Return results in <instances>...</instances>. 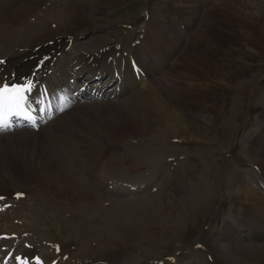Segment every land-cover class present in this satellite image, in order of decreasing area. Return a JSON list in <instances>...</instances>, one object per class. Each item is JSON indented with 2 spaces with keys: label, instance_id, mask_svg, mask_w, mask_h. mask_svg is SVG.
Returning <instances> with one entry per match:
<instances>
[{
  "label": "rangeland",
  "instance_id": "1",
  "mask_svg": "<svg viewBox=\"0 0 264 264\" xmlns=\"http://www.w3.org/2000/svg\"><path fill=\"white\" fill-rule=\"evenodd\" d=\"M95 1L90 0L89 2ZM182 1H172L171 8L174 6L173 10L181 9L177 4ZM148 2L152 3L153 8L158 7L165 11L166 24L174 25L173 29L177 34L174 32L172 36L176 35L178 39L179 32L183 28L179 31L177 23L179 22L183 27L185 23L172 18L166 6L160 4V0L158 3H155L157 0H120L119 2L115 0L114 6L109 7L110 9L104 12L103 17L96 20L99 25L103 24L104 28H99L92 35L74 37L72 47L74 52L69 49L70 54L66 56L71 55L72 57L69 56V58L72 60L76 51L78 54L85 52L88 48L91 54L97 52L99 47L106 45L117 49L127 40L140 37L147 30L148 23L143 14ZM195 2L202 14L201 16L191 14L187 16L183 30L187 28L189 38L187 37L186 40L187 35L182 34L180 51L173 57L174 62L169 61L168 69L170 73L172 70H175L177 74L180 73L174 68L179 63V58L187 54L196 59L207 58L209 67L215 70L214 63L211 61L216 60L217 55L222 56L223 51H226L224 53L226 60L237 62L240 70L248 69L247 73H242L237 78L239 79L238 86L242 88L237 92L229 89V84L216 80L205 78V81H201L200 78H196L192 82L195 89L200 90L198 93L206 97L208 104L219 102L220 105H227L226 117H222V120L217 123V113L208 110L211 116L213 115L214 119H209L213 124L194 119L187 113L188 109L194 113L196 108L201 107L191 105L194 101L188 98L184 106L186 110L184 118L175 120L169 117L168 119L169 125H175L176 133H178V137L173 138V135L158 127L149 132L145 131V133L147 125L140 124L139 118L130 116L129 110L123 111L122 115H117V117L114 115L112 119L103 117L104 120H95L91 115L90 118L93 120L90 123L87 122L88 112L91 114L97 108L94 106L111 102L110 105L106 104V107L111 106L113 109L124 99L118 101L120 99L118 98L117 102H115L116 99L114 101L103 100V102L78 101L73 111H78L82 115L76 113L74 120L64 123L65 126L77 128L89 124L90 127L85 126L87 129L99 131L102 128H97V126L104 124L103 128L109 134H106L107 137L103 139V148L108 150L114 147L118 140L116 138H120L116 135H121L122 159H120L122 164L119 167H110L111 171L107 167L105 175L97 174L95 167H90L91 173L89 174L95 180L93 179V183L90 180L89 185L92 189L95 188L94 192L102 191L104 194H101L106 195L104 203L96 202L91 208L84 205V209L67 211V208L65 210L54 208L55 204L52 202L45 203L49 206H44L37 196L39 188L37 183L33 185L26 183L20 187L19 181L8 182L7 185L11 187L9 190L24 188L23 191L26 194L17 196L15 199L8 198L9 201L5 199L6 202L0 204V214H4L8 210L9 203L14 200L16 203L10 205H16L19 209L21 208L20 210L24 205L26 206H23L24 208L33 213V220L29 218L27 224L24 223L25 228L22 227L20 230L24 233V237L14 236L13 238L22 241L18 240L21 247L24 245V248H30L27 250H34L37 254L42 251L49 253L57 252V250L71 252L68 256L61 254L62 261L58 260L56 264L61 262L63 264H225L224 260H219L221 255L211 244H220L219 236H223L221 233L226 231V228L250 221V218L245 215L246 211L251 209L250 203L234 193V185L239 183L238 176L243 180L242 174L251 173L249 180L256 185L260 181L258 179H261V169L250 155L252 151L250 141H252L251 136L255 139L259 138L262 131L260 128H264V64L261 67L241 64L237 54L240 52L239 39L241 37L254 40L252 37L256 33V30L253 31L255 26L240 22L241 20L254 22L249 18L252 11L256 14L255 22L260 23L256 27H260L258 33L259 38H262L258 40L259 44L256 47L264 56V0H195ZM242 11H245V14H241ZM52 12L54 13L53 10ZM209 12L214 13L212 15V20H215L214 24L206 22L202 17ZM235 13L237 14L236 24L240 28L236 31L233 29ZM231 28L235 31L233 37H236V40L228 44L230 33H232ZM227 52L230 54L229 57H227ZM183 61V59L180 60V62ZM85 75L82 76L80 82ZM68 78L70 79V76ZM139 83H141L140 92L145 94L146 91H142L143 87L146 88L145 83ZM153 85L156 88L159 86L155 81ZM147 87L150 90L151 85ZM134 90L137 91V89L132 91ZM242 91L245 92L244 95ZM226 92H234L235 97L232 99L233 94H225ZM132 94L137 96L136 93ZM161 95L171 107L178 102L175 97H169L164 92ZM143 96L140 98L142 100L137 109L154 110L146 105V97L144 96L145 99H143ZM225 100L228 101L225 102ZM99 109L101 110L97 108ZM154 111L153 117L148 120L152 124H156L153 119L154 117L156 119L157 112L154 113ZM57 122L60 124L62 121L59 118ZM57 124L55 123L52 128L57 130V126L59 127ZM44 129L45 127L42 126L36 133L41 135ZM16 132L17 130L10 132V135L14 136ZM61 132L63 133L62 130ZM149 136L151 140L147 138ZM137 138L145 139L138 141ZM133 139L135 141H131ZM180 155L183 156L180 157ZM112 160L116 159L108 161L111 163ZM31 187L36 190L31 189L30 191ZM102 204L105 205L102 206ZM172 205L174 208H171ZM262 226L260 218H252L249 226L250 230L254 231L252 240L244 241L242 237L234 240V243L239 244L231 243L246 246L252 250L250 256L255 258V261L251 264H264V252L261 250V245L263 246L264 243L259 237ZM0 240L3 242V244L0 243V251L6 252L0 253L1 256L19 255L23 249L18 246L17 241L6 240V237ZM5 241L6 245H4ZM9 242L11 245H8ZM207 246L215 251L213 255L209 254ZM15 248L17 252L13 250ZM63 255L70 258H65ZM230 257L233 258L232 255ZM232 258L231 260L234 261ZM241 262L236 264H246L244 259Z\"/></svg>",
  "mask_w": 264,
  "mask_h": 264
},
{
  "label": "bare ground",
  "instance_id": "2",
  "mask_svg": "<svg viewBox=\"0 0 264 264\" xmlns=\"http://www.w3.org/2000/svg\"><path fill=\"white\" fill-rule=\"evenodd\" d=\"M75 1L0 0V62H2L0 63V86L13 82L31 84L33 90L25 93L28 97L26 104L36 113L38 126L45 127L41 135L36 133L39 130L18 129L19 127H16L17 132L14 136L10 135V132L0 135V204L5 203V199H15L17 196L20 197L26 194L23 191L24 188L15 191L9 190L11 187L7 183L10 181H19L20 187L26 183L28 185L29 183L30 185L37 183L39 186L37 196L41 199L43 205L49 206L45 203L52 202L59 206L57 208L54 205L53 207L56 209L65 210L67 208V211H72L80 208L84 209V205L91 208L96 202H99V204L105 202L106 195L104 196L102 191H99L100 193L94 192L95 188L92 189V186L89 185L90 180L92 183L94 182V177L89 174L91 173L90 167L94 166L96 173L101 175H105L107 167L109 170L110 167H119L122 164V137L119 134L116 135L120 138H116L118 139L116 144L111 150H108L103 148V139L107 137L106 134H109L103 128L104 124L97 126V128H102L99 131L95 128V131L87 129L85 126L90 127L89 124L77 128L74 126L66 127L64 123L72 122L76 113L82 115L78 111H73L76 109H74L75 104L80 100L103 102V100L114 101L116 99L115 102H117L118 98H120L118 101L124 99L121 102L122 104L115 105L116 108H113L115 110L111 109V106L106 107V104L110 105L111 102L94 106L101 108V110L96 108L91 114L88 112L86 120L89 123L93 120L90 118L91 115L94 116L95 120H104L103 117H111L112 119L114 115L117 117V115H122L123 111L127 112L129 110L128 114L130 116L132 115L136 119L139 118L140 124L147 125L144 132H149V130L158 127L173 135L174 138L178 137L176 126L169 125L168 119L169 117L175 120L184 118V113L186 115L184 106H186L185 103L188 98L190 101H194L191 105L201 107L196 108L194 113L188 109L187 113L194 119L208 121L213 124L209 120L214 119L213 115L211 116L208 110L217 113V123L228 114L226 113L227 105H220L219 102L208 104L206 97L202 93H198L200 90H196L192 84L196 78H200L201 81H205L204 79L207 78L208 80L229 84V89L235 90L234 92L242 89L238 86L239 79L237 78L240 74L247 73L248 69L240 70L237 62L230 59L226 60L224 58L226 51L221 53L222 56L217 55L216 60L211 61L214 63L215 70L209 67V62L206 61L207 58L196 59L184 54L179 58V63L174 68L180 73L177 74L175 70L170 73L168 64L180 51L182 34L187 35L186 40L189 38L187 28L183 30L186 26L187 16L189 14L201 16L202 14L199 12L195 0L191 2L183 0L184 2L177 4L181 8L177 10L172 9L175 8L174 6L171 8V3L174 0H160V4L166 6V10L172 18L185 23L184 27L179 22L177 23L180 26L177 25L179 31L183 28V31L179 32L178 39L176 35L172 36L174 32L177 34L173 29L174 25L166 24L165 11L160 10L158 7L153 8L152 3L148 2L146 11L143 14L144 18L147 19V30L140 37L127 40L117 49L107 45L97 46L99 47L97 52L91 54V50L88 48L85 52L78 54L75 50L77 55L73 53L75 57L70 60L69 56L71 55H66L70 54V50H74L72 48L74 37L92 35L99 28H104L103 24L99 25L96 20L103 17L104 12L110 9L109 7L114 6L113 3L115 2V0H96L91 3L90 0ZM158 2L159 0L155 3ZM241 14H245V11H242ZM212 15L214 13L209 12L202 17L205 18L206 22L214 24L215 20H212ZM249 15L250 20L254 22L248 20H241L240 22L255 26L253 31L256 30V33L252 37L254 40L241 37L239 39L240 52L237 56L241 64L261 67L264 64V56L259 53L260 51L256 47L259 44L258 40L262 39L259 38L260 34L258 33L260 27H256L260 23L255 22L256 14H253L252 11ZM235 16L233 29L236 31L239 25L236 24V13ZM228 29L230 28L228 27ZM233 29L231 28L232 33L229 31L228 44H232L236 40V37H233L235 33ZM246 31H248V28ZM226 54H228L227 57L230 56L228 52ZM182 59L184 61L180 62ZM84 74H86L85 78L80 82ZM154 81L159 84L157 88L154 85L152 86ZM139 82L145 83L146 88H142V91H146L145 94L140 92L141 83ZM149 85H151L150 90L147 87ZM133 89H137V91H132ZM163 92L169 97L177 99L178 102L175 103V106L171 107L169 102L161 95ZM234 92H226L225 94H233V99L235 97ZM132 93H136L137 96L135 95V97ZM244 93L242 91L243 95ZM143 95L146 97V105L154 108L155 111L152 109V111L150 109H146V111L145 109H137ZM144 96L143 99H145ZM227 101L225 100V102ZM153 111L154 113L157 112L156 119L155 117L153 119L156 124L148 121L153 117ZM59 118L62 122L57 124ZM54 122L59 125L56 128L57 130L52 128L55 126ZM149 124L152 125L149 126ZM260 129L262 131L259 138L255 139L251 136L252 151L250 155L261 169V179H258L260 181L256 185V183L249 180L252 176L251 173L242 174L243 180L238 176L239 183L234 185V193L249 201L251 209L246 211L245 215L250 218V221L252 218H260L263 226L260 229L259 237L262 238L264 243V128ZM150 136L147 138L150 139ZM137 139L141 141L145 138ZM131 141H135V139ZM142 144L144 143L142 142ZM110 159L116 160H112L110 163L108 161ZM29 189L30 191L31 189L36 190L32 187ZM12 203H16V201H11L8 210L4 214H0V239L6 237V240L17 241L18 246L21 247L20 242L22 241L18 239L20 241L18 242L17 239L13 238L16 236L19 238L24 237V233L20 230L24 227V223L27 224V220L32 218L33 213L24 208L26 207L24 205L20 210L21 208L19 209L16 205H10ZM223 204H225L224 200ZM171 208H174L173 205ZM250 221L226 228L230 231L226 230L221 233L223 236H219L220 244H211L221 255L219 260H224L225 264H236L243 259L246 264L255 261V258L250 256L252 250L246 248V246L231 244L234 243L235 238L244 237V241L252 240L254 231L250 230ZM1 241L0 243L3 244ZM4 245H6V241ZM8 245H11V242ZM18 246L17 248H19ZM24 247L23 245L21 247L23 249L19 248L21 249L19 255L11 256L8 254L5 256V254L1 256L0 254V264H56L58 260L62 259L61 254L66 256L71 254L68 250H57V252L51 251L49 253H43L42 251L37 254L36 251H30L27 250L30 248L26 249ZM261 247L264 252V245H261ZM13 250L18 251L16 248ZM2 252L0 251V253ZM208 252L212 254L215 251L209 246ZM65 258L69 259L70 257Z\"/></svg>",
  "mask_w": 264,
  "mask_h": 264
},
{
  "label": "snow or ice",
  "instance_id": "3",
  "mask_svg": "<svg viewBox=\"0 0 264 264\" xmlns=\"http://www.w3.org/2000/svg\"><path fill=\"white\" fill-rule=\"evenodd\" d=\"M32 90V85L27 82L23 84L5 83L0 86V131L4 130L6 117L17 115L24 110L28 100L25 93Z\"/></svg>",
  "mask_w": 264,
  "mask_h": 264
}]
</instances>
